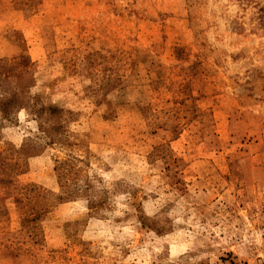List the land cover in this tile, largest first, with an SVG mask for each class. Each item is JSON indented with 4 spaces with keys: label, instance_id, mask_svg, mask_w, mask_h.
<instances>
[{
    "label": "rangeland",
    "instance_id": "374dc122",
    "mask_svg": "<svg viewBox=\"0 0 264 264\" xmlns=\"http://www.w3.org/2000/svg\"><path fill=\"white\" fill-rule=\"evenodd\" d=\"M0 264H264V0H0Z\"/></svg>",
    "mask_w": 264,
    "mask_h": 264
}]
</instances>
